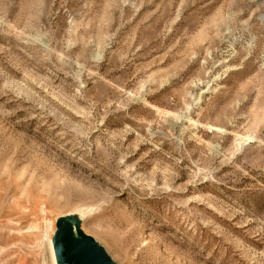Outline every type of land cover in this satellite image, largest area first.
Returning a JSON list of instances; mask_svg holds the SVG:
<instances>
[{"label": "rangeland", "instance_id": "374dc122", "mask_svg": "<svg viewBox=\"0 0 264 264\" xmlns=\"http://www.w3.org/2000/svg\"><path fill=\"white\" fill-rule=\"evenodd\" d=\"M70 214L116 264H264V0H0V264Z\"/></svg>", "mask_w": 264, "mask_h": 264}, {"label": "water", "instance_id": "95a60500", "mask_svg": "<svg viewBox=\"0 0 264 264\" xmlns=\"http://www.w3.org/2000/svg\"><path fill=\"white\" fill-rule=\"evenodd\" d=\"M69 218H61L57 222L54 237V248L58 264H116L100 248L90 236L85 235L75 223L77 237ZM72 221L73 219L70 218Z\"/></svg>", "mask_w": 264, "mask_h": 264}, {"label": "bare ground", "instance_id": "6f19581e", "mask_svg": "<svg viewBox=\"0 0 264 264\" xmlns=\"http://www.w3.org/2000/svg\"><path fill=\"white\" fill-rule=\"evenodd\" d=\"M245 140V139H244ZM248 140V139H247ZM247 140H245V141H247ZM244 141V142H245ZM250 141V140H249ZM96 210L93 208V209H89L88 210V212L90 213V214H93L94 212H95ZM76 214H79L82 218H84V216L82 215V213H78V212H76ZM74 216V214H70V215H68V216H63V217H60V218H58V219H61V218H69L68 219V221L69 222H71L72 223V225H73V230H74V234H75V236L77 237V229H78V227H76V225H75V223H74V221H72L70 218L71 217H73ZM82 232H83V225H80V228H79ZM52 233H51V235H53V234H55L54 233V230L52 229ZM84 233V232H83ZM49 240H51V238H49ZM51 247V250H50V253H51V259H52V263L53 264H58V262H57V257H56V252H55V248H54V242H53V238H52V245H51V241H50V246H49V248ZM53 256V257H52Z\"/></svg>", "mask_w": 264, "mask_h": 264}]
</instances>
